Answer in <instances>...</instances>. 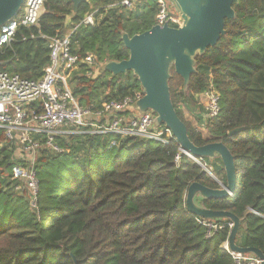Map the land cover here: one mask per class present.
<instances>
[{
    "label": "trees",
    "instance_id": "1",
    "mask_svg": "<svg viewBox=\"0 0 264 264\" xmlns=\"http://www.w3.org/2000/svg\"><path fill=\"white\" fill-rule=\"evenodd\" d=\"M120 2L88 0L73 15L72 0H48L38 26H21L15 41L0 49V72L40 80L50 65L51 38L65 37L94 14L95 25L73 34L72 50L82 59L92 55L98 66L83 61L68 74L73 96L81 107L99 110L142 91L132 72L114 77L99 71L129 58L123 33L133 37L156 26L155 0H141L131 10ZM233 7L236 18L225 21L226 34L196 56L197 72L187 90L175 70L169 85L195 145L221 142L235 159L234 194L202 205L238 216L243 224L237 241L244 230L241 246L264 253V0H239ZM22 16L23 9L16 18ZM211 84L220 94L221 112L206 125L198 118L205 136L183 113L203 109L196 95ZM238 128L243 129L230 135ZM113 141L118 145L111 146ZM57 144L62 152L41 149L33 209L28 195L15 191L18 148L0 129V264H234L223 248L230 230L208 238L186 209L191 184L213 189L219 184L186 155L176 165L177 141L164 145L83 133L57 138Z\"/></svg>",
    "mask_w": 264,
    "mask_h": 264
},
{
    "label": "built area",
    "instance_id": "2",
    "mask_svg": "<svg viewBox=\"0 0 264 264\" xmlns=\"http://www.w3.org/2000/svg\"><path fill=\"white\" fill-rule=\"evenodd\" d=\"M48 0H25L23 16L14 18L0 28V49L15 41L18 29L23 26H38L45 3ZM141 0H121L120 5L131 10ZM156 25L179 27L181 20L170 0H155ZM96 24L94 14H88L73 31L63 38H51L50 65L43 78L38 81L23 79L19 75L0 72V129L5 131L8 141L15 143L16 159L20 164L12 170V179L17 182L15 191L27 194L30 206L37 209L39 179L37 163L41 149L62 152L57 138L70 137L83 133L111 134L120 139L140 138L168 145L176 141L173 133L164 126L155 125L156 115L152 111L139 113L134 105L143 97V90L120 100L107 102L101 109L83 108L73 96L68 85V74L77 70L85 61L90 67L98 66L92 55L82 59L73 53L72 37L80 26ZM197 102L205 107L203 119L213 122L221 112L220 94L213 84L207 92L196 95ZM203 127V126H202ZM206 126H204L205 130ZM113 141L111 146H117ZM182 149L175 158L179 167L183 156ZM192 158L191 154L187 155ZM211 176L213 174L202 161H196ZM198 223L206 229L208 238L218 232L231 231L233 223L228 220L215 221L197 217ZM223 248L232 257L234 264H261L257 256L242 254L230 249L228 239Z\"/></svg>",
    "mask_w": 264,
    "mask_h": 264
},
{
    "label": "water",
    "instance_id": "3",
    "mask_svg": "<svg viewBox=\"0 0 264 264\" xmlns=\"http://www.w3.org/2000/svg\"><path fill=\"white\" fill-rule=\"evenodd\" d=\"M88 0H72L73 15ZM180 17L179 27L156 25L150 31L130 37L123 33L122 40L130 55L127 60L111 61L99 69L102 73H110L114 77L132 72L138 79L143 90V97L134 107L144 114L152 111L155 115V125L169 129L182 154H191L195 161L205 158L221 159L226 174V183L211 177L219 184L213 189L198 182L191 184L186 194L187 211L203 219L215 221L228 220L233 223L228 243L232 251L242 254H253L262 260L264 253L256 248L238 245L237 238L241 231L243 220L231 212L214 211L205 208L203 201L225 199L232 196L237 187L235 159L231 151L221 142L196 146L191 140L188 127L178 115L172 102L169 82L172 70L184 81L187 90L192 75L196 74V56L203 55L210 47L217 45L226 34L225 21L236 18L233 5L239 0H170ZM25 0H0V28L16 18L23 9ZM243 128L230 132L239 133Z\"/></svg>",
    "mask_w": 264,
    "mask_h": 264
},
{
    "label": "rangeland",
    "instance_id": "4",
    "mask_svg": "<svg viewBox=\"0 0 264 264\" xmlns=\"http://www.w3.org/2000/svg\"><path fill=\"white\" fill-rule=\"evenodd\" d=\"M108 78H109V76L106 79H108ZM179 90H181V89H179ZM203 109H204V113H205V111H206L205 107H203ZM193 111L194 110H192L190 113L194 114ZM195 111H196L195 112L196 120L193 119L195 123L192 122L193 121V120H191L192 118L188 117L189 114L187 115V118H185V119L187 120V122H190L191 124H193V127H195L198 131L202 132L205 136H207V134H206V132L204 130V127L201 126L202 124H199V125L197 124L198 125L197 127L195 125L196 121L198 120V116L199 115L200 116L201 115L204 116L203 110L199 109V110H195ZM184 113L186 114L188 112H184ZM202 162L205 164V166L209 169V171L213 174L214 177H216L220 182L225 183L224 182V174H225V172H224V170L221 171V166L222 165H221V161H219V158L217 160H211V159L205 158L204 160H202ZM217 169H218V171H217ZM244 234H245V231L242 230L237 242L241 241L240 239H241L242 235H244Z\"/></svg>",
    "mask_w": 264,
    "mask_h": 264
},
{
    "label": "crops",
    "instance_id": "5",
    "mask_svg": "<svg viewBox=\"0 0 264 264\" xmlns=\"http://www.w3.org/2000/svg\"><path fill=\"white\" fill-rule=\"evenodd\" d=\"M198 103H199V102H198ZM199 104L202 106L201 103H199ZM202 110H203V114H204V109H202ZM185 112H186V111H185ZM193 112H194V114H190V113H186V114H185V113H184V117L187 118V115L189 114L188 117L192 118L191 120H193V119L196 120V117H195V112H196V111L194 110ZM198 118L202 119L203 116H202V115H201V116L199 115ZM192 122H194V120H193ZM194 123H195V122H194ZM197 124H198V123H197V121H196V124H195L196 127L199 125V124H198V125H197ZM237 243H238V245L241 246V244H240L241 242H237Z\"/></svg>",
    "mask_w": 264,
    "mask_h": 264
}]
</instances>
